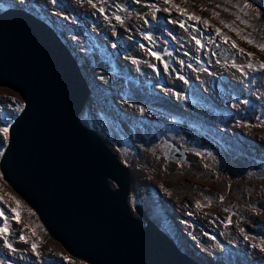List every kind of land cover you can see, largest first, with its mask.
Listing matches in <instances>:
<instances>
[{"label":"rangeland","instance_id":"obj_1","mask_svg":"<svg viewBox=\"0 0 264 264\" xmlns=\"http://www.w3.org/2000/svg\"><path fill=\"white\" fill-rule=\"evenodd\" d=\"M92 4L0 0V12L15 6L52 25L75 51L84 71L91 70L97 90L79 120L95 130L133 174L141 171L145 176L133 175L128 203L136 217L134 207L144 205L151 220L173 231L174 216L200 264H264L260 251L264 178L255 175L264 168V69L260 68L264 51L241 39L243 35L264 43V0H92ZM173 5L201 21L188 19ZM221 21L239 29L240 35ZM118 39L127 48L125 54L113 44ZM164 51L174 58L167 67L152 56ZM203 73L213 74L217 85L220 76H228L231 91L217 95L220 88L209 89ZM166 103L185 111L170 112ZM21 106L17 93L0 88V128L12 123ZM7 139L0 133V158ZM170 147L185 149V160L168 159L165 151ZM12 209L19 213V222ZM0 211L4 213L0 228L6 219L8 224L7 232L0 234V264H86L49 236L1 173Z\"/></svg>","mask_w":264,"mask_h":264},{"label":"water","instance_id":"obj_2","mask_svg":"<svg viewBox=\"0 0 264 264\" xmlns=\"http://www.w3.org/2000/svg\"><path fill=\"white\" fill-rule=\"evenodd\" d=\"M113 44L127 52L121 40ZM162 60L172 64L168 54ZM89 79L52 26L16 7L0 12V88L23 103L0 158L3 180L86 264H200L189 242H177L144 205L134 207L139 218L132 213L134 174L79 120L94 88ZM185 153L172 147L169 159Z\"/></svg>","mask_w":264,"mask_h":264},{"label":"snow or ice","instance_id":"obj_3","mask_svg":"<svg viewBox=\"0 0 264 264\" xmlns=\"http://www.w3.org/2000/svg\"><path fill=\"white\" fill-rule=\"evenodd\" d=\"M52 2H53V3H56V0H52ZM164 2H165V3H171V0H164ZM88 3H89V4H92V0H88ZM92 6H93V7H96L95 4H92ZM247 6H248V5H246V4L244 5V7H247ZM0 7H3V5H0ZM150 7L155 8V5H150ZM173 7H177V8H178L177 5H173ZM99 11H100L101 13H103L104 9H103V8H100ZM165 11H168V9H165ZM178 11H180L181 13H184V14L188 15V14L185 12L184 9H180V8H178ZM225 11H227V9H225ZM213 16H218V13H215V12H214V13H213ZM115 19H116L117 21L123 23V21L121 20V18H120L119 16H116ZM188 19L195 20V21H201L202 18L199 17V16H197V15H195V14H191V15H188ZM237 19H240V17L238 16ZM173 22H174V21H173ZM145 23H148V21H145ZM203 23L207 25V24H208V20H203ZM221 23L224 24L225 27H229V28H231V30L237 32V34L240 35V30H239V29L232 28V26L229 25V24H227V22H225V21H221ZM241 23H247V22L241 20ZM180 27L183 28V27H184V24H183V23H180ZM215 31L217 32V34H220V29H219V28H217ZM145 38H146V39H149V40H152V39H153L152 36H146ZM223 39H224L225 42H227L228 37L225 36ZM241 39L246 40L247 43H249V44H255V46L258 47L261 51H264V43H256V42L253 41L250 37H248V36H243V35H241ZM196 42H197V44H200V41H199V40H197ZM141 47L143 48L144 46L141 44ZM232 47H233V48H236V47H237V45L235 44V42L232 43ZM239 51H240L241 53H243V52H244V49L241 48V49H239ZM152 55H153V56H156L157 59L160 58L159 56H157V54H156L155 52H153ZM247 55L251 56L252 53H248ZM133 62L135 63L136 61H133ZM197 62L199 63V61H197ZM247 66H248L249 68H252V64H251V63H249ZM166 67H167V65H166ZM233 67H236V65L233 64ZM260 68H261V69H264V63H261V64H260ZM180 79H184V77L181 76ZM185 82L187 83V81H185ZM245 103H246V101H245ZM18 110H22V106H21L20 108H18ZM141 111H143V109H141ZM3 119L7 120V118H3ZM10 127H11V125L8 124V126H5V127L0 128V133H3L5 139H7V137H8ZM221 199H223V197H221ZM198 204H199V202H198ZM12 211H13V212H16V209H12ZM2 216H4V213H3V211H0V217H2ZM14 218L17 220V222H19V213H18V212H16V216H15ZM229 222H230V220H229ZM7 230H8V224H7V219H6V220H5V226L2 227V228H0V234L6 233ZM240 231L243 233V232H244V229L241 228ZM20 239H21V240H24L25 237H24V236H21ZM244 239H245V240H248V236L245 235V236H244ZM5 244H6V246H8L9 248H11V244L8 243V241H7L6 238H5ZM32 247H33V250H35L36 245L33 244ZM251 247L255 248V247H258V245H251ZM260 251H261V252H264V246H260ZM65 259H67V258H65Z\"/></svg>","mask_w":264,"mask_h":264},{"label":"crops","instance_id":"obj_4","mask_svg":"<svg viewBox=\"0 0 264 264\" xmlns=\"http://www.w3.org/2000/svg\"><path fill=\"white\" fill-rule=\"evenodd\" d=\"M145 53V52H144ZM149 53V52H148ZM150 54V53H149ZM153 56V55H152ZM150 57H151V55H150ZM150 57H148V58H150ZM155 59H157V57L156 56H153ZM151 59V58H150ZM153 60V59H152ZM207 80H208V83H209V85H208V87H209V89H214L215 91L217 90V88H220L219 89V91H216L217 92V95L218 94H221L223 91L224 92H230L231 90H230V87H231V83L232 82H230L229 81V79H228V76H225V75H222V76H220V78H219V80H218V85H217V80L216 79H214V78H212L211 76H210V74H208L207 73ZM205 76V77H206ZM234 83V82H233ZM234 84H240V83H234ZM230 91H229V90ZM254 94H256V93H254ZM219 97V99H220V96H218ZM227 99V98H226ZM254 99V98H253ZM229 102V101H228Z\"/></svg>","mask_w":264,"mask_h":264},{"label":"bare ground","instance_id":"obj_5","mask_svg":"<svg viewBox=\"0 0 264 264\" xmlns=\"http://www.w3.org/2000/svg\"><path fill=\"white\" fill-rule=\"evenodd\" d=\"M53 18H54V15H51L50 20L52 21ZM69 44H70V43H69ZM70 45H71V44H70ZM220 46H222V45H220ZM222 49H223V51L226 52V54H228V52L226 51V48H225L224 46H222ZM223 51L221 50L220 53H223ZM203 72L206 73V71H203ZM204 73H203V79L205 78V74H204ZM86 75H87L88 78H91V79H89V81H92V80L95 81L96 85H95L94 82H91V85H92V84L94 85L93 90H97V85H98V83H97V80L92 76V72H91V70L86 71ZM195 164H196V163H195ZM200 164H201V163H199L198 165H200ZM141 173H142L141 171H137V172L134 173V176H135V177H138V178L141 176V177H143V179H145V176L142 175ZM169 176H172V174L169 175ZM171 220H173V222H174L175 225H176L177 221H176V219H175L174 216H172V219H171ZM178 232H179V235H182V231H181V229H179ZM189 244H190V242H189ZM18 245H19V246H23V245H21V244H18ZM190 245H191V244H190ZM194 247L197 249V247H196L195 245H194Z\"/></svg>","mask_w":264,"mask_h":264},{"label":"clouds","instance_id":"obj_6","mask_svg":"<svg viewBox=\"0 0 264 264\" xmlns=\"http://www.w3.org/2000/svg\"><path fill=\"white\" fill-rule=\"evenodd\" d=\"M10 1V0H9ZM15 7V6H14ZM10 8H12L11 6H10ZM17 8V7H16ZM9 9V8H8ZM18 9V8H17ZM20 10V9H19ZM50 25V24H49ZM50 26H52V25H50ZM53 27V26H52ZM54 28V27H53ZM55 29V28H54ZM56 30V29H55ZM125 45V44H124ZM127 49V48H126ZM218 52L219 51H216V54H218ZM164 53L165 54H168V56L171 58V60H172V63H173V61H174V58H173V56L172 55H170L171 54V52L170 51H164ZM157 56H159V54H157ZM114 68V67H113ZM112 68V69H113ZM86 72V71H85ZM210 76L211 77H213V74H210ZM92 81H94V80H92ZM96 85V84H95ZM94 90H92V92H93ZM92 94V93H91ZM184 150V149H183ZM264 169V168H263ZM261 170H259V172H260ZM256 176H257V172H256V174H255ZM258 178V177H257ZM260 179V178H259ZM171 222H172V227H173V231H170V230H168V229H166L167 230V232H169V234L173 237V238H177V236L179 235V232H178V230H179V228H178V226H176L175 225V223L173 222V220H170ZM169 227V226H168ZM182 238L183 240H185V241H188L187 239H185L184 238V236H183V234L182 235H179V238ZM180 238V239H181ZM195 248V247H194Z\"/></svg>","mask_w":264,"mask_h":264},{"label":"flooded vegetation","instance_id":"obj_7","mask_svg":"<svg viewBox=\"0 0 264 264\" xmlns=\"http://www.w3.org/2000/svg\"><path fill=\"white\" fill-rule=\"evenodd\" d=\"M25 11V10H24ZM214 53V52H213ZM165 55V53L164 52H160L159 53V59L161 60V61H163L162 60V58H163V56ZM164 62V61H163ZM165 63V62H164ZM166 64V63H165ZM167 105H166V108H167V110L168 111H170V112H176V109L177 110H180V111H185V110H182V109H180V108H178L177 106H175V105H172V104H168V103H166ZM178 118V117H177ZM179 149V148H178ZM181 149H183V148H181ZM185 150V149H184ZM171 151H172V147H170L167 151H165V153H166V156H167V158L169 159V154L171 153ZM185 160V159H184ZM183 160V161H184Z\"/></svg>","mask_w":264,"mask_h":264}]
</instances>
